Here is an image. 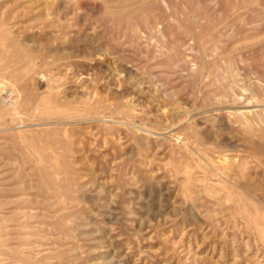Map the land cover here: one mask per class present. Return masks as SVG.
Returning a JSON list of instances; mask_svg holds the SVG:
<instances>
[{"label":"rangeland","instance_id":"374dc122","mask_svg":"<svg viewBox=\"0 0 264 264\" xmlns=\"http://www.w3.org/2000/svg\"><path fill=\"white\" fill-rule=\"evenodd\" d=\"M0 264H264V0H0Z\"/></svg>","mask_w":264,"mask_h":264}]
</instances>
